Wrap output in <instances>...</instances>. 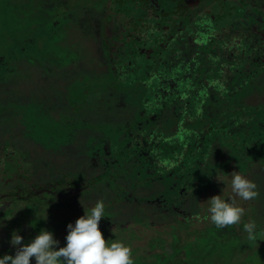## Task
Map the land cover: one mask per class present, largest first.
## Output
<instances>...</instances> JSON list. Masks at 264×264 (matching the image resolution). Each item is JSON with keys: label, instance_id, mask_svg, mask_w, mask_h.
<instances>
[{"label": "flooded vegetation", "instance_id": "obj_1", "mask_svg": "<svg viewBox=\"0 0 264 264\" xmlns=\"http://www.w3.org/2000/svg\"><path fill=\"white\" fill-rule=\"evenodd\" d=\"M106 3L104 9H90L101 19L96 34L98 58L93 60L96 63L78 61L81 69L74 71L76 81H72L74 78L67 71L58 68L66 75L60 74L53 84L59 83L61 78L68 82L65 116L79 117L89 97L102 96V101H106L111 96L116 98L124 89L130 90V86L134 100L137 94H145L151 100L143 104L145 109L133 102L125 115L120 113L113 120L111 116L104 118L103 123L114 133L103 138L95 131L100 121L88 125L91 123H87L88 119L94 118L81 116L83 120H77L81 125L72 128L73 134L68 127L70 134L63 137L62 149L69 145L80 151V158L86 160L80 171L83 166L90 168L87 156L94 157L95 169L102 166L97 173L105 181L112 204L117 202L119 213L106 212L102 218L95 216L96 221L115 226L119 221L114 219L115 215L127 214L123 213L125 209L129 211L128 218L141 213L128 206L133 201H140L143 206L146 201L151 207L154 204L167 219L173 214L180 219L190 218L200 207L193 197L203 195L194 192L195 187L190 195L191 186H199L205 179L214 183V175L221 171L215 169V164L220 162H213L211 158L218 157L217 148L226 151L221 142L223 136L228 134L235 141L236 154L242 160L250 156L246 170L252 169L256 161L264 166L257 156L264 150L261 147L264 145L263 129L257 136L258 131L245 133L240 126L241 115L246 112L252 117L259 115L260 125L264 114L259 106L246 111L244 104L238 106V100L230 104L233 101L231 91H234L231 86L237 88L264 76V0H106ZM202 21L208 23L204 28L198 26ZM125 75L127 80L121 81V76ZM100 89H103L102 95ZM215 95L217 105H221L218 111L213 110L211 97ZM58 115L51 114V136L61 125H69L68 117L59 118ZM227 120L233 121V125L230 123V127H226ZM4 134L6 130L0 131V137ZM0 143L1 159L17 160L12 153L14 150H8L11 146L8 140ZM83 146L86 147L85 157L80 150ZM203 150H206L205 156L200 161ZM154 159H158V163L152 167ZM227 162L223 176L228 166H235L233 160ZM175 165H178V172L172 169ZM14 167L15 173L11 174L7 168L6 174L3 172V177L0 176V202L9 196L30 199L42 192L71 196V200L79 197L76 168L51 167V178L40 184L29 177L30 173L26 176L20 173L16 162L11 169ZM161 173L172 180L165 183ZM139 188H145L148 193L135 194ZM174 192H178V196ZM150 206L149 210L143 207L145 213L157 217V211H152Z\"/></svg>", "mask_w": 264, "mask_h": 264}, {"label": "rangeland", "instance_id": "obj_2", "mask_svg": "<svg viewBox=\"0 0 264 264\" xmlns=\"http://www.w3.org/2000/svg\"><path fill=\"white\" fill-rule=\"evenodd\" d=\"M47 2L49 3L48 6L51 7V31L46 32L45 35L51 41V52L48 53L42 43L34 51L33 56H28L23 62L19 60L17 64L14 62L11 66L7 64H5L6 66H0V131L3 133L6 130V134L0 137V141L8 140L11 145L8 150H14L12 153L17 158L14 161L18 166L27 170L33 180L39 181L40 184L51 178V167L52 169L54 167L64 169L63 166H69L72 169L76 168L79 181L76 184L79 185L78 190L80 193L78 192L77 195L79 197L74 200L75 203L71 204L72 206H68L70 210L63 212L69 221L64 224L60 222L61 220L54 219L55 226L52 228L55 229V233L52 238L51 234H42L39 231L40 229L37 232L32 231L33 226L30 221L32 218H36L33 215L35 213L33 209L36 208V204L27 203V201H15L11 196L5 197L1 205L8 202L7 204L12 203L14 207H12L13 211L11 213L0 216V252L2 253L0 262L2 264L11 263L12 256L17 254L26 258L28 254H32V249H35L33 251L37 255L39 253L36 248L39 245V247L43 248L40 254L41 257H44V260L48 261L51 250H53L54 260L58 258V262L68 264H120L122 262L120 259L121 255L135 256L136 261L140 262V257L143 254L146 255L144 253L146 248L148 251L145 252L148 257L143 256L142 260H147V264L228 263L233 251L240 247V243L234 239L222 245V248L219 245L217 246V244L214 245V243L208 242V233L203 226L205 222L203 221L205 220L203 213L214 214L218 213V211L221 213L228 211V216L231 213H235L237 215L232 216L234 220H237V223H243L249 217L240 215L239 210L249 208L248 206L250 205L256 209L260 208V213L264 217V166H261L260 162L256 161L252 169L246 170L250 156L247 155L243 158V161L242 157L240 156V158L236 154L237 144L231 139V136L228 137V134L223 136L221 141L226 151H223V148H217L218 157L212 156L211 158L213 162H220L215 164V169H221L218 174L214 175L213 179L216 184L212 188L209 187L211 189H209V194L207 195V200L211 201L210 199H214L213 205L210 202H206L207 200L204 203L201 202V206L197 211L199 217L193 219L196 221L195 224L199 223V227L194 232L180 231L179 234L172 236L173 231H177L176 227L178 225L159 226L154 228V230L148 229L137 224V222H133L132 219L129 221V211L127 209L123 212H128L127 214L123 216L115 215L114 219H118V224L132 229V231L125 232L119 225L114 226V229L109 231V233H104L102 231L106 227L101 224L102 221H97L98 226L95 223V228L91 226V221L93 223L96 221L95 216H101L102 218V215L106 212L118 214L119 212L116 208L118 204L115 201V204H112V200L107 194L108 191L104 187L105 181L102 175L97 173V170H101L102 166L99 165L95 169L94 157L87 156L89 157L88 161H90L89 166L91 169L89 167L85 169L83 166V170L80 171L82 164L86 160L85 158H80V151L71 148L69 145L65 148L66 150L62 149L65 142L63 137L67 136L68 132L70 134L69 128L72 131L74 126L78 127L81 125L79 124L80 121H77L83 120L81 116L84 119L94 118L93 120L88 119L87 123L91 122L88 125L98 124L96 120L100 121L101 125L96 127L95 131L99 132L100 138L106 137L112 131L110 132L106 124L103 123L105 121L104 118L111 116L110 118L113 120L115 117L118 118L120 113L125 115L130 111L133 102H136L143 109V104L147 103L148 99L150 101L151 98H148L149 96L147 97L145 94H137L139 96L134 100L131 86L129 87L130 90L124 89L123 93L117 95L116 98L113 96L107 98L108 101H102V96L89 97L87 105L83 107L82 114L79 117L73 116L74 118H72L67 116L69 125L65 124V127L61 125L56 129L53 136L50 135L45 138L46 135L43 133L48 134L51 132V123L48 124L42 119H51L53 112L59 114V118H67L63 110L66 108L65 95L68 82L61 78L59 83L53 84L54 80H59L60 74L66 75L65 73H60L58 68L64 72L67 71L66 73H69L74 78L72 81H76L78 78H75L74 71L81 69L80 66H77L78 61L84 60V62L96 63L93 60L98 58L96 34L98 25L101 27V19L96 13L93 15L91 11L93 9L94 11L96 9H104L107 6L106 0H62V5L60 6L55 1L52 3L51 0H47ZM0 3V24L4 27H12L14 25L12 12H3V8L6 9L9 6V1L0 0ZM51 4L53 5L51 6ZM27 13L30 12L27 11L24 15L21 14L22 18H17L16 20H21L22 23L24 20L27 21L26 19L23 20V17L29 15ZM207 25V21H202L198 26L204 28ZM1 26L0 32L3 30ZM42 39L45 40L46 38L43 37ZM91 75L94 76V74ZM121 79V81H126V75L121 76ZM239 86L237 88L231 86L234 91H231L233 101L230 104L238 100V106L244 104L243 107L246 111L248 108L259 106L264 114V76L261 80H252ZM99 92L102 95L103 89H100ZM242 96L244 97L241 99ZM103 98L104 100L106 99V97ZM211 99L213 100V110L218 111L221 105H217L216 95L212 96ZM248 112L241 115L243 116V122L240 126L245 133L252 131V128L258 124V118L260 117L259 115L252 117ZM234 113L237 115V112L234 111ZM92 121L95 123H92ZM226 123V127H230V123H232L231 126L233 125V121L227 120ZM84 140L86 141V137ZM18 143H21L20 147ZM13 144H16L17 147L14 148ZM0 145L2 144L0 143ZM85 149V146L80 148L82 154ZM94 153L95 151H93ZM222 153L223 155H219ZM1 157L2 152H0V176L3 172L6 174V169L13 167L15 163L10 158L4 161ZM83 157H85V153ZM227 160H233L232 163L237 170L232 166H228L229 168L224 170L226 173L223 176L222 171L228 164ZM1 165H3V172L1 171ZM242 169L243 171L240 173ZM106 181L111 182L110 179H106ZM159 185L157 184L156 186ZM22 187H25V185H22ZM147 193L148 191L145 188H139L135 194L142 195ZM114 194L119 198L115 191ZM51 197L53 198V196ZM61 197L62 195H56L54 198L56 199V204L62 201ZM72 198L69 196L68 200ZM20 206L24 208L20 209ZM128 206L134 207L136 211L139 210L134 203H130ZM45 213L46 211L43 212V214ZM36 216H38L37 213ZM209 219L210 217H208L207 222ZM200 220L202 223H200ZM18 221H21V224ZM261 221L264 222V218H261ZM216 222L220 223L218 218ZM97 231L99 234H97ZM187 233L194 234L186 235ZM43 235L47 236L43 238V243H40V238ZM127 241H130L128 244L130 247L126 246L125 243ZM28 242H33L32 246L28 245L27 247ZM153 247L154 249H152ZM215 249L224 256L223 259L219 257ZM241 249L245 264H264V260L258 261L255 257L252 259L249 256L245 257V247L242 246ZM138 254L139 256H136ZM199 254L200 256L203 255V257L198 258ZM54 262L57 263V261Z\"/></svg>", "mask_w": 264, "mask_h": 264}, {"label": "trees", "instance_id": "obj_3", "mask_svg": "<svg viewBox=\"0 0 264 264\" xmlns=\"http://www.w3.org/2000/svg\"><path fill=\"white\" fill-rule=\"evenodd\" d=\"M8 1H9V6L6 9L3 8V12L4 13L12 12L14 16L13 17L14 25L12 27H7V26L4 27V26H1L0 24L1 28L3 29L0 32V66H3L5 64L11 66V64L13 65L14 62H16L17 64L19 60L23 62V60L27 58L28 56H33L34 51L38 49V47L40 46L39 44H42V43L44 44V47L48 51V53L51 52V41L45 35L46 32L51 31L50 29L51 27V7L48 6L49 3L47 2V0H8ZM53 1H55L56 3L58 2L57 5L59 6L62 5V0H51L52 3ZM52 5L53 4H51V6ZM0 9H1V6H0ZM27 11L30 12V13H27L29 15H26L25 17H23V20L26 19L27 21L24 20V22L22 23L21 20H18V21L16 20L17 18H22V15H24L25 12ZM43 37L46 39L45 40L42 39ZM43 113L46 114L45 112ZM42 121H45L48 124L51 123V119H48V120L42 119ZM261 129H263L262 131H264V121L263 122L261 121V125L256 124V126L252 128V131L250 132L251 134H253V132L256 130L258 131V133H256L255 135L259 136L260 134L259 132ZM43 134L46 135L45 138L51 135V133H48V134L43 133ZM262 136L264 137V133L262 134ZM261 147H263L264 149V145H262ZM205 152L206 150H203L201 152L200 161L205 156ZM257 156L261 160V163H264V150H261V152H259ZM154 160L155 161L152 167L156 163H158V159H154ZM21 169L22 170L20 173H22L23 175L29 174L27 170H25L24 168H21ZM172 169H174L175 172H178L177 171L178 165H175ZM196 169L197 168H194L193 170H196ZM3 170L4 169L2 165L1 171L3 172ZM164 171L166 170L164 169ZM241 171H243V169ZM9 172L11 174L15 173L16 172L15 167L13 169L9 167ZM133 174L135 175V172ZM164 174L165 173H161V176L165 178V183L167 181H170V179L172 180V178L165 177ZM29 177L31 178L30 174H29ZM199 184H200L199 186L197 185L191 186L189 194L193 195L194 192L198 194L203 193V195L200 194L201 195L200 197L196 196L197 197L196 199L193 197L195 204H199L201 206V202L204 203L208 198L207 193L209 191V187L215 186L216 183H211L207 180H204L203 182H200ZM36 186H39V185L36 184ZM192 187H195L194 192H193ZM173 194L178 196V192H174ZM51 196L53 195L42 192V193L34 195L30 199L22 200L20 198L13 197V200L21 201V202L27 201V203L36 204L35 206L36 208L33 209V212H35L33 215L34 217L38 219L32 218V220L30 221V224H32L33 226L32 231L37 232L40 229L39 231L42 234L44 233L47 235L51 234V238H52L54 237L53 235L55 233V229L52 228L53 226H55L54 219L61 220L60 222H63L64 224H66V222H68L69 219L63 214V212L64 211L67 212L66 210H70L69 209L70 207L68 206L75 202L74 200H68L67 195H64L61 197L62 201L56 204L55 203L56 199H54L56 196H53V198ZM210 200L211 201L207 200L206 202H210L213 205L214 199H210ZM111 202L113 203V201ZM146 202L144 203V206H146L147 208L150 206V204ZM2 203L3 202H0V216H4L13 211L12 207L14 206H12V203L7 204L8 203L7 202L4 205H1ZM133 203H135L134 205L139 208L140 212L143 211V214L135 213V215H130L131 217L128 219H132L133 222H137V224L142 225L148 229L154 230V228L159 227V226L163 227L165 225H176V226L178 225L176 227L177 231L175 230L176 232L173 231L172 233L173 234L172 236H174L176 234H179L180 231L194 232L199 227V223L195 224L196 221L193 220L194 218L199 217L197 213L193 214L192 216H190V218H187V219L182 218V217L181 219L176 218L175 214H173L171 218L167 219L165 216H163V214L160 213L159 209L154 208L153 206L154 204H151L152 207L151 206L150 207L152 208V211L153 210L157 211V214H156L157 217L155 216L149 217L145 213V210L142 207L143 205H141L142 202L133 201ZM248 207L249 208L239 210L240 215L244 217H249L247 219L245 218L246 220L243 223L242 222L237 223L236 222L237 220L236 221L234 220L232 216L234 215L236 216L237 214L235 213L230 214V211H229L230 215L228 216L227 210H226L227 211L226 213H221L220 211L214 214L203 213V217H205L204 218L205 220H203L205 221L203 223L204 224L203 226L206 228V231L208 233V238H207L208 242L210 243L212 242L214 243V245L217 244V246L219 245V247H222V248H223L222 245H225L227 242H230L234 239L238 240L240 243V247H237L233 251V255L231 256L232 258L230 257L228 263L224 262V263H215V264H245V261H244L245 258L243 256V251L241 249L242 246L245 247V250H244L245 257L249 256L250 259L255 257L258 259V261L264 260V235H263L264 234V222L261 221V218H264V217L260 213V210H259L260 208L256 209L255 207L253 208L250 205ZM22 208L24 207L20 206V209ZM147 209L149 210L150 208H147ZM44 211H46L45 214H43ZM57 212L61 214H58ZM36 213L38 214V216H36ZM208 217H210V219L207 222ZM217 218H218V221H220V223L216 222ZM22 219H25V218H22ZM18 223L21 224V221H18ZM95 223H97V226H98L97 221H94V223L93 221H91V226L94 227L96 225ZM200 223H202L201 220H200ZM101 224L106 227V229L102 231L104 233L106 232L109 233V231L114 229V226H107V224L104 223V221H102ZM119 225L120 224L117 223L115 226H119ZM119 227H122V229L125 232L132 231V229H128L127 227H124L121 225ZM97 234H99V232ZM191 234H194V233H187L186 235H191ZM47 235L41 236L42 238H40L41 239L40 243H43L42 242L43 238ZM129 243L130 241H127L125 243L127 247H130L128 245ZM32 244L33 242H28L27 247L28 245L32 246ZM36 249H37L36 251H38L39 254L36 255L35 252L33 251L35 249H32L31 255L28 254L26 258H24L22 255L17 254L15 256H12L13 258L12 262L7 263V264H68L64 262L62 263L58 262V258L54 260L55 257L53 256V250H51L50 258L48 259L46 258L48 260L46 261L44 260V257H41V254H40L42 253L43 248L39 247L38 245ZM146 249L145 251H148ZM152 249H154V247ZM145 251L144 253L146 255L143 254V256H146L147 258L148 254ZM217 254L219 255L221 259H223L224 256H222L220 252H217ZM1 255L2 253L0 252V256ZM136 256H139V254ZM143 256L140 257L141 261L137 262L136 261L137 259L135 258V256L130 257V256L121 255L120 259L122 260V262L120 264H137V263L147 264L148 262L147 260H142ZM212 256H213V253H212ZM197 257L200 258V257H203V255L200 256L199 254ZM54 261H57V263H55ZM0 264L2 263L0 262ZM79 264H82V263H79Z\"/></svg>", "mask_w": 264, "mask_h": 264}]
</instances>
